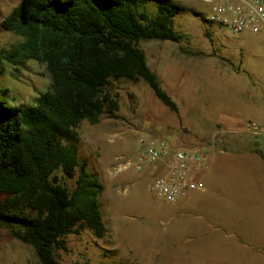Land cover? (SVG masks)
I'll use <instances>...</instances> for the list:
<instances>
[{"label": "rangeland", "instance_id": "374dc122", "mask_svg": "<svg viewBox=\"0 0 264 264\" xmlns=\"http://www.w3.org/2000/svg\"><path fill=\"white\" fill-rule=\"evenodd\" d=\"M20 1L0 0V22ZM174 1L186 8L169 21L179 40L145 41L139 46L177 111L166 107L142 79L112 81L110 90L119 104L115 116L103 115L97 124L83 121L77 128L79 158L103 186L98 200L105 232L100 237L87 229L68 234L63 248L55 249L59 264H209L210 237L225 238V231L210 225L209 201L244 199V183H264L263 160L253 151L264 155V131L258 135L240 131L248 121L264 129V35H236L210 22V4L204 0ZM238 37L241 45L234 43ZM20 41L0 28V50ZM227 43L230 61L221 46ZM222 65L229 70L227 75L215 68ZM49 83L44 64L32 59L19 66L3 62L0 89L7 92L0 93V99L10 106L31 107ZM219 127L226 133L217 136L211 149L230 144L211 154L209 169L193 176L202 187L190 196L196 202L189 208L176 211L149 190L151 177L145 165L139 173L132 168L115 170L117 158L134 161L140 156L141 140L160 138L193 148L210 143ZM74 180L64 178L70 189ZM3 197L0 194V200ZM257 256L250 253V258ZM0 264L40 262L31 247L2 229ZM247 264L255 262L250 259Z\"/></svg>", "mask_w": 264, "mask_h": 264}, {"label": "trees", "instance_id": "16d2710c", "mask_svg": "<svg viewBox=\"0 0 264 264\" xmlns=\"http://www.w3.org/2000/svg\"><path fill=\"white\" fill-rule=\"evenodd\" d=\"M185 10L174 0H21L0 22L21 39L0 50V71L3 62L32 59L50 77L34 106L0 99V230L31 247L40 264H59L55 249L68 234L105 232L103 186L79 158L77 128L115 116L112 81L142 79L177 111L139 44L177 42L169 21ZM74 177L70 189L64 178Z\"/></svg>", "mask_w": 264, "mask_h": 264}, {"label": "built area", "instance_id": "2783aa9c", "mask_svg": "<svg viewBox=\"0 0 264 264\" xmlns=\"http://www.w3.org/2000/svg\"><path fill=\"white\" fill-rule=\"evenodd\" d=\"M210 4L209 21L230 32H250L264 35V0H204ZM244 133L261 134L260 127L248 121L241 127ZM226 133L222 127L213 131L210 143L193 148H183L175 143L160 139L149 138L141 140L143 151L136 160L123 158L115 165V170L124 171L132 168L139 173L144 165L151 177L148 185L157 197L167 203L184 200L196 190H200L202 183L194 179V175L207 168L208 150L214 145L217 136Z\"/></svg>", "mask_w": 264, "mask_h": 264}, {"label": "crops", "instance_id": "0c3cea01", "mask_svg": "<svg viewBox=\"0 0 264 264\" xmlns=\"http://www.w3.org/2000/svg\"><path fill=\"white\" fill-rule=\"evenodd\" d=\"M240 34L242 33H237L236 35ZM241 38L242 37H238L236 39L237 41L234 42L235 45H241ZM221 46L226 49V59L230 61L231 50L228 48L229 43H227L226 46ZM220 54L222 55V52H219V55ZM215 68L225 75L229 72L223 65L219 68L216 66ZM218 122L216 126L221 125V123L219 124ZM228 122L229 121H226L227 124L225 125L230 123ZM229 130H232V128ZM261 131H264V129L261 128ZM173 141H175V139ZM220 141L221 140H219V142ZM224 149L225 148L211 149V151L208 152L207 168L205 170L209 169L211 166V154ZM255 153H257V155L259 154L258 156L262 158L264 165L263 153L261 152L262 155L257 151H255ZM202 172H204V170L198 173ZM196 191H193L188 198L170 204L174 206L176 211L189 208L196 202L195 198L190 197ZM209 204L212 207L210 210V217L213 221H210V225L216 230L225 231V238L215 235L211 236L208 241L207 247L208 253L210 254L209 264H247L250 259L255 262V264L256 262L258 264H263L264 183H244V199L221 198L218 200H210ZM195 250L194 248V252ZM254 251L258 253V256L250 258V253ZM199 252H201V250H199Z\"/></svg>", "mask_w": 264, "mask_h": 264}]
</instances>
